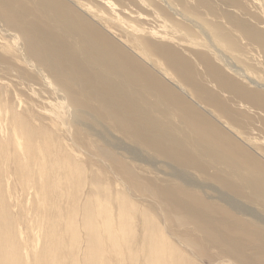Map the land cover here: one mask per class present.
Segmentation results:
<instances>
[{
    "label": "bare ground",
    "instance_id": "6f19581e",
    "mask_svg": "<svg viewBox=\"0 0 264 264\" xmlns=\"http://www.w3.org/2000/svg\"><path fill=\"white\" fill-rule=\"evenodd\" d=\"M111 1L0 0V264H264V0Z\"/></svg>",
    "mask_w": 264,
    "mask_h": 264
},
{
    "label": "rangeland",
    "instance_id": "374dc122",
    "mask_svg": "<svg viewBox=\"0 0 264 264\" xmlns=\"http://www.w3.org/2000/svg\"><path fill=\"white\" fill-rule=\"evenodd\" d=\"M89 1H91V3H92V5L97 9V10H103V9H108V6L105 4V0H89ZM111 1V0H110ZM114 3H115V8H116V12H118V14L119 15H121V16H119V18L121 19V21H120V19H119V21L120 22H122V23H124V20H125V25H127V21H128V23H130V24H133V27H135V29L136 30H141V28H148V27H154L157 31H162V32H171L172 34L173 33H175V37H178L179 38V40H182V39H189V38H192V39H194L195 40V33L193 34V35H189V32L188 33H186V32H184V31H180L179 30V28L177 27V28H175V30L173 31V30H171V29H168V27L166 26V25H164V24H162L163 22H166V21H162V19L158 16L159 15V11H157V9L156 8H158V6H155V4L156 3H154V2H152V0H123V1H120V0H112ZM111 1V2H112ZM116 1V2H115ZM117 1H120V3H118ZM126 1V2H125ZM130 1H132V3L134 4V5H136V7L135 6H131V2ZM170 1V3H172V4H174V7L175 8H177L185 17H187V18H190V16L191 17H193V18H190V19H194V21L196 20V19H199L198 20V22H197V20H196V22L197 23H200L201 22V26L203 25V23H214V22H222L221 21V19L220 18H211L210 17V15L208 14V9H207V7H205V6H200L198 3H197V0H181V2L182 3H184L182 6H179L178 4H177V2L175 1V0H169ZM130 4H129V3ZM135 2V3H134ZM188 2V3H187ZM125 5H124V4ZM139 3V4H138ZM187 3V4H186ZM212 3V2H211ZM119 4H120V6H119ZM126 5H127V7H126ZM137 5H138V8L139 9H135V8H137ZM145 6V7H144ZM212 6H214L217 10V15H216V17H220V16H222L224 13V9L221 7V6H217V5H215V3L213 2L212 3ZM118 7V8H117ZM121 7H123V8H121ZM154 7H156V8H154ZM186 8V9H185ZM220 8V9H219ZM121 9V10H120ZM124 9V10H123ZM129 9H131L132 11H134V12H137V13H139L140 15H142V16H140L141 18H135V19H133V18H128L127 17V15H125V14H123L122 12H125L126 11V13H128L127 11L129 10ZM155 9V10H154ZM158 9H162L161 7H159ZM188 9V10H187ZM205 9H207V10H205ZM119 10H120V13H119ZM137 10V11H136ZM141 11V12H140ZM154 11H155V13L156 12H159V13H156V14H158L157 16L156 15H154ZM186 11V12H185ZM156 16V18L153 16ZM153 16V17H152ZM123 17H125L124 19H123ZM127 17V18H126ZM143 18H145V20H141V19H143ZM154 19V20H152V19ZM140 19V20H139ZM161 19V20H160ZM123 20V21H122ZM135 20V21H134ZM148 20V21H147ZM172 19H169V21H171ZM206 20V21H205ZM216 20V21H215ZM132 21V22H131ZM136 22V23H135ZM139 22V23H138ZM143 22V24H141ZM146 22V23H145ZM152 24H151V23ZM155 22V23H154ZM174 22V24L171 26V27H175V26H177V25H179L180 26V24H178L176 21H173ZM138 23V24H137ZM223 23V22H222ZM149 24V25H148ZM161 24V25H160ZM140 25H141V28H140ZM161 26L162 27H164V28H162L161 29ZM204 26H207L206 24H204ZM126 27V26H125ZM127 27H128V25H127ZM203 27V26H202ZM137 28H140V29H137ZM159 28V29H158ZM166 29V30H165ZM192 31H194V30H192ZM135 34H136V32H135ZM184 34H186V35H184ZM187 37H189V38H187ZM197 41H199L198 39H197ZM187 45H189L188 43H186ZM189 46H191V45H189ZM241 48H242V46H241ZM241 52L243 53V57H244V59L246 60V62L248 63V65H246V66H248L249 67V70H250V73H251V75L252 76H254V77H256L257 75H258V77L259 78H262L263 79V77H264V65H262L261 64V62H258L257 60H261L262 58H261V56H262V54L260 53V55H259V51L257 52V51H253V52H248V50L246 49V48H242V50H241ZM246 52V53H245ZM257 52V54H255ZM230 56H232L233 58H236L237 57V54H236V52H234V51H230L229 53H228ZM255 55V56H254ZM258 57V58H257ZM246 58H248V59H246ZM256 60V61H255ZM240 61V60H239ZM259 64V65H258ZM258 66V67H257ZM254 67V68H253ZM256 68H257V70H256ZM261 69V70H260ZM252 71L254 72L255 71V74L254 73H252ZM260 71V72H259ZM259 72V73H258ZM262 72V73H261ZM257 78V77H256ZM141 165H144V164H142V163H140Z\"/></svg>",
    "mask_w": 264,
    "mask_h": 264
}]
</instances>
